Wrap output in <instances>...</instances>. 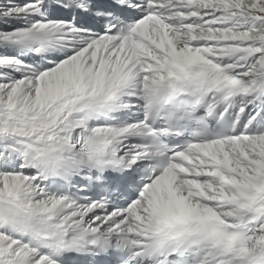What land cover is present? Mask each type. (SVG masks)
<instances>
[{
  "label": "snow or ice",
  "instance_id": "snow-or-ice-1",
  "mask_svg": "<svg viewBox=\"0 0 264 264\" xmlns=\"http://www.w3.org/2000/svg\"><path fill=\"white\" fill-rule=\"evenodd\" d=\"M0 264H264V0H0Z\"/></svg>",
  "mask_w": 264,
  "mask_h": 264
}]
</instances>
